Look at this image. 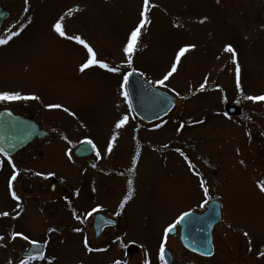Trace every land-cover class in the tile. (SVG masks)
Returning <instances> with one entry per match:
<instances>
[{
    "label": "rangeland",
    "instance_id": "rangeland-1",
    "mask_svg": "<svg viewBox=\"0 0 264 264\" xmlns=\"http://www.w3.org/2000/svg\"><path fill=\"white\" fill-rule=\"evenodd\" d=\"M142 2L28 0L25 4V0H0L12 13L0 37L8 39L12 31L19 32L0 44V90L40 97L0 101V108L8 106L23 113V106L30 105L52 117L43 124L51 131L48 139L33 142L12 156L20 170L13 186L21 196V208L9 194L11 166L0 154V161H4L0 167V211L9 212V216L0 217V264H19L23 259L20 252L29 247V241L22 237L13 239L12 231L23 232L30 240L47 241L46 256L29 264H113L115 260L144 264L145 259L161 264L158 252L163 228L181 212L204 208L199 207L203 199L195 188L194 175L210 167H217L219 175L229 169V184L241 193L226 190L223 204L231 226L216 227V254L196 259L197 263L264 264V257L258 255L264 252V197L257 187L264 161L260 159L262 151L252 155L255 148L263 146L262 140L256 144L254 139L234 134L240 128L236 123L239 119H231L217 107L225 99L244 111L251 130L264 128V101L245 98L264 93V0H150V5H156L150 7L151 23L141 30L133 63L128 65L122 63L126 59L122 49L130 30L139 22ZM69 9L73 10L71 15H67ZM61 16L65 17L67 34L80 35L93 46L98 58L110 66H120L121 73L136 69L145 80L176 96V105L168 116L136 130L141 121L131 109L129 97L120 94L121 73L98 66L81 73L79 64L85 59L86 49L54 31L52 25ZM188 43L196 47L181 57L178 71L165 86L156 85L154 81L170 68L179 47ZM226 44H232L237 52L240 89L236 87L232 55L224 50ZM201 83L206 90H200ZM49 103L61 104L69 112L48 109L45 105ZM123 114L129 116L128 122L115 129V120ZM160 123V128L155 127ZM114 131L119 135L112 152L107 153V142ZM85 137L91 138L101 152L93 163L78 160L73 154ZM136 138L144 143L139 161ZM170 146L175 148L174 154ZM69 151L71 159L66 155ZM204 156H208L205 165ZM135 162L139 171L134 177L126 171L124 176L111 178L115 166L125 165L127 169ZM188 162L194 167L189 168ZM49 171L55 175H35ZM52 178L55 190H51ZM129 180L134 186L133 196L119 214L118 228L107 229L95 238L92 216L85 219V213L99 204L100 208L107 206L108 215L117 216L118 201ZM110 181L121 191L107 190ZM77 189L79 195H75ZM73 212L81 220H76ZM49 228L56 230L49 232ZM75 228L82 231L75 232ZM85 237L90 247L104 250L88 252ZM117 237H122L126 246H121ZM166 245L174 253L173 264L192 259L174 236L168 234ZM223 246L251 249L249 254L244 248L238 254V249L231 253Z\"/></svg>",
    "mask_w": 264,
    "mask_h": 264
},
{
    "label": "snow or ice",
    "instance_id": "snow-or-ice-1",
    "mask_svg": "<svg viewBox=\"0 0 264 264\" xmlns=\"http://www.w3.org/2000/svg\"><path fill=\"white\" fill-rule=\"evenodd\" d=\"M28 3V0H25V4ZM156 5H150V0H143L142 2V7L141 10L139 12V22L130 30L128 37H127V42L124 44L123 46V54L125 56V60L122 63H126L128 65H131L133 63V53L136 51L140 36H141V30L146 28L147 25H149L151 23L150 19H149V11H150V7H155ZM28 9L26 8L25 11H27ZM72 9L68 10L67 15H71L72 14ZM64 16L59 17L55 23L52 25V28L54 29V31L60 36V37H64L68 40H74L76 41L78 44L82 45L85 49H86V54H85V59L83 60L82 63L79 64V71L81 73H84L86 70L91 69L94 66H98L101 69H105L110 73H121V67L120 66H110V64L104 60L103 58H98L97 52L94 50L93 46L88 43L85 39H83L80 35H68L67 32L65 31L64 25H63V21H64ZM204 19H207L206 17ZM201 23H203V20L201 21ZM22 27V26H21ZM19 35L18 31H12L11 34L9 35L8 39H11L13 36ZM8 39H4L2 37H0V44H6L8 42ZM196 45L195 44H184L182 46L179 47L178 51L175 53V59L174 61L171 63L170 68L165 71L162 75V77L160 79H157L154 81V83L156 85H161V86H165V82L169 80L170 77L173 76L174 73H176L178 71V64L180 62L181 57L188 52L190 49L195 48ZM224 50L228 53H230L232 55V59L233 62L235 63V74H236V87L237 89L241 88V84H240V73H241V68L238 62H236V58H237V52L235 50V48L233 47L232 44H226L224 46ZM133 71H136V69H133ZM122 75V81L120 84V88H121V92L120 94L125 97V99L128 98V91H127V85L129 83V76L131 75V73L129 72H123L121 73ZM206 79V78H205ZM152 83V82H150ZM200 90H203L205 87L204 83L200 84ZM174 91V89H173ZM248 100L251 101H264V93H261L259 95H250L245 97ZM40 97L38 95H36L35 93H27V94H22V92L17 91V90H0V101H4V102H11V101H20V100H39ZM46 108L48 109H60L63 108V110L65 112H69V109L66 107H63V105L61 104H55V103H49L45 105ZM70 115L75 116L74 112H70ZM129 120V116L127 114H123L121 115L118 119L115 120L114 122V127L115 129H121ZM202 122V121H197ZM183 124H181V128H183ZM155 127H160L159 124H157ZM179 130V129H178ZM119 133L114 131L111 133V137L107 142V147L105 149V151L107 153H111L114 147V142L117 140ZM65 139H67V137H65ZM84 144L90 145L92 150H95V154L97 157L101 156V152L100 150L97 148L96 144L93 142V140L89 137H85L84 141L82 142ZM8 147H14V145L9 144ZM177 151L179 152L180 149H177ZM238 151V150H237ZM0 154L3 155V157L6 158L7 163L11 166V175L9 176L8 180H7V187H8V191L9 194L11 196V198L14 201H17L16 207L17 208H21V205L19 203V201L21 200V196L17 194L16 190H14V186H13V182L17 180L18 175L20 174V170L17 168V165L13 162L12 156L9 154L8 151L5 150L4 147H0ZM66 155H68V158L71 159V152H67ZM181 155H183V153H181ZM185 159H187V157H185ZM4 161H0V167L3 166ZM240 163H243V161H241ZM93 168L96 167L95 164L92 165ZM194 165H192L191 163H189V168H193ZM35 175L38 176H54L55 172L49 171L47 173L44 172H37L35 173ZM197 176H199V173H196ZM129 185H131L132 181L129 180ZM207 182L205 180H203L202 178L200 179L199 182V186L201 189H203L204 195L207 196L208 194V187L206 186ZM257 187L259 188L261 193H264V181H258L257 182ZM93 191H95V188H93ZM75 195H79V189L76 190ZM67 199V198H66ZM131 199V189H129V194L125 195L124 198L121 200L120 204H119V208L123 209L125 203ZM208 203V200L205 199L203 200L199 207L203 208L205 207V205ZM101 207V205L97 204L95 207H92L90 210H88L85 215L84 218L87 219V217L92 216L93 213L97 212L99 210V208ZM119 214V213H117ZM191 214V210L189 211H184L181 212L172 223H169L166 227L163 228V234L161 237V241L159 244V260L161 262V264H169L168 260L166 259V254H165V247H166V243L168 240V234L173 231L177 225H179L186 217H188ZM16 217L20 216V212L17 211L15 213ZM73 215L75 217L76 220H81V216L77 215L75 212H73ZM9 216V212L7 211H0V217H7ZM56 229L54 228H49L48 231L49 232H53ZM73 231L75 232H81L82 229L81 228H75L73 229ZM244 236H248V233L245 232ZM11 237L14 239L16 237H22L25 241H29L30 245L32 246H36L39 244V241L35 240V239H29V236L24 235L23 232H17V231H12L11 232ZM0 239H3L2 236H0ZM117 239H119V237H117ZM45 244H47V241H44ZM84 247L88 252H93V251H103L104 249H93L92 247L89 246V242L87 237L84 238ZM195 250V249H194ZM205 255H210V252H205ZM259 256L264 257V252H259L258 253ZM44 256V251L43 249H36L35 254L32 255H28L26 258L24 259H20L19 260V264H29L30 260H36V259H40ZM9 264H12L11 261H9ZM113 264H121V261L119 260H115L113 261ZM144 264H150V261L148 259L144 260Z\"/></svg>",
    "mask_w": 264,
    "mask_h": 264
},
{
    "label": "water",
    "instance_id": "water-1",
    "mask_svg": "<svg viewBox=\"0 0 264 264\" xmlns=\"http://www.w3.org/2000/svg\"><path fill=\"white\" fill-rule=\"evenodd\" d=\"M9 16V11L0 5V30L4 20L9 18ZM127 91L134 112L147 121H153L168 114L176 103L173 95L151 86L136 71H132L129 76ZM231 110L234 111V108H231ZM46 134L36 122L15 114L10 109L0 110V147H4L9 154H14L35 137H43ZM9 144L14 145V147H8ZM93 151L90 145L82 143L77 146L75 153L78 156H85ZM96 218L100 227L97 233L99 234L107 219L103 214H97ZM219 219L220 208L216 202L209 204L208 211L203 214L191 211V214L179 224L182 228L181 240L183 244L202 254L210 252V255H212V229ZM175 232L176 229L170 233ZM200 243L204 245L200 246ZM38 248L43 249L45 253V247L39 243L36 246L31 245L30 249L22 254L24 256L34 255ZM165 254L170 264L172 256L169 251L165 252Z\"/></svg>",
    "mask_w": 264,
    "mask_h": 264
},
{
    "label": "flooded vegetation",
    "instance_id": "flooded-vegetation-1",
    "mask_svg": "<svg viewBox=\"0 0 264 264\" xmlns=\"http://www.w3.org/2000/svg\"><path fill=\"white\" fill-rule=\"evenodd\" d=\"M3 6V5H2ZM4 7V6H3ZM5 8V7H4ZM5 9H7V8H5ZM8 11H10L9 9H7ZM10 13H11V11H10ZM12 14V13H11ZM5 24V23H4ZM4 24H3V27H2V29H1V31H0V34H2L3 32H4V28H5V26H4ZM152 84V83H151ZM212 90H216L215 88H211ZM204 90H206V89H204ZM221 101H222V103H219L218 104V106L217 107H220V111L222 112V113H224V114H226L228 117H230L231 119H239V121L238 122H236L238 125L237 126H239L240 125V128H239V130L237 131V132H234V134H236V135H238V136H240V137H245V138H251V139H254V140H256L255 141V143L257 144V142H259L260 140H262V144H263V146L262 147H259V148H255L254 149V151H253V153H252V155L254 156L255 155V153L256 152H258V151H262V153H261V160L262 161H264V158H263V156H264V128L262 129V130H260V129H258L257 131H253V130H251V128L249 127L250 126V124H249V126L247 127V124H248V122L249 121H247V119L245 120L244 119V117H243V113H244V111H242V110H240V109H238V106H236V105H234V104H227L226 102V100L224 99V100H222L221 99ZM220 102V101H219ZM234 107V111H232L231 110V108H233ZM1 108H5V107H1ZM7 108H10V107H8L7 106ZM23 108H24V111H23V113H20V112H17V111H15L14 109H12V108H10V109H12L15 113H17V114H20V115H22V116H24V117H27V118H29V119H32V120H34V121H36L37 123H39L40 124V126L42 127V128H44V129H46V130H48L45 126H43V124H44V122H48V120H50L52 117H46V116H44L41 112H39L36 108H34V107H30V105H25V106H23ZM245 114V113H244ZM168 115H166V116H164V117H162V118H166ZM136 117H138V116H136ZM238 117V118H237ZM50 118V119H49ZM139 118V120L141 121L140 123H137V126H136V130H137V128L139 127V126H142V125H146V124H149V122H155V123H157V122H159V119H157V120H155V121H146V120H144V119H141L140 117H138ZM162 118H160V119H162ZM154 124V123H153ZM162 124L163 123H160L159 125H160V127L162 126ZM246 124V125H245ZM165 126V125H164ZM160 127H158V128H160ZM184 128H185V126H184ZM49 131V135H47V136H45V137H43V138H35L33 141H31L28 145H30V144H32L33 142H36V141H39V140H46V139H48L50 136H51V131L50 130H48ZM248 136V137H247ZM186 138H188V137H186ZM190 139V138H189ZM84 141V140H83ZM82 142V141H81ZM135 143H136V145H137V148H138V152H137V161H139V155H140V153H141V145L142 144H144L143 142H141V140L140 139H138V138H136V140H135ZM27 145V146H28ZM26 146V147H27ZM171 147V146H170ZM25 148V147H24ZM173 150H172V153L174 154V150H175V148H173V147H171ZM257 149V150H256ZM170 151V150H169ZM241 153H242V151H241ZM74 154V153H73ZM2 155V154H1ZM13 156V155H12ZM74 156L76 157V159H78V160H85V161H87V162H91V163H93V162H95V160L97 159V156H96V154H95V152L94 153H92L91 155H89V156H86V157H78V156H76L75 154H74ZM2 157H3V155H2ZM93 158H95V159H93ZM207 158H208V156H204V165H205V161L207 160ZM252 160H255L254 159V157L252 158ZM189 163V162H188ZM123 166H125V165H119V166H115L114 167V169L112 170L113 171V175H111V178H114V175H120V176H124V173L127 171L128 173H130V176H135V171H136V174H137V172L139 171V168H138V163H134V164H131L130 165V167L129 168H127V169H124L123 168ZM250 166V165H249ZM252 167V166H251ZM138 168V169H137ZM136 169V170H135ZM253 169V175H257V173H256V170H255V168H252ZM138 170V171H137ZM190 170V169H189ZM199 171H201L199 174V176H197L196 175V173H195V178H196V181H197V186L195 187L198 191H200V195H202V199L203 200H205V199H207L208 200V203L205 205V207L202 209V210H200V211H196L197 213H199V214H203V213H205L206 211H208V206H209V204H211V203H213V202H216V203H218V205H219V208H220V219H219V221H217L216 223H215V225L213 226V229H212V244H213V253H212V255H209V256H207V255H204V254H202V253H200V252H198V251H194V250H192L191 248H189L188 246H185V245H183V243H182V241H181V239H180V231H181V228L179 227V230L178 229H176V232L175 233H173L172 235L169 233V235H171L172 237L174 236L177 240H179V241H181V243H182V247L185 249V252L187 253V254H189V255H191L192 256V259H188L187 261H185V263L184 264H198L197 263V261H196V259H207V258H212L215 254H216V250H217V246H216V244H215V229H216V227L218 226V225H224V224H228L229 226H231V224L228 222V219H227V217H226V213H225V208H224V204H223V202H224V199L226 198V190H229V188H232V189H234V190H237L238 192H240L241 193V190H239L237 187H234V186H232V185H230L229 184V179H230V177H231V172H230V170L229 169H225L224 170V172L221 174V175H219V169L217 168V167H210V168H208V170H207V172H206V170L204 171V170H202V169H200ZM116 172H118V173H116ZM119 172H122V174H120ZM140 173H141V169H140ZM203 179V180H205L206 182H207V187H208V189H209V191H208V194H207V196H205L204 195V192H203V189H201L200 188V186H199V182H200V179ZM256 178H257V176H256ZM52 180H53V184L55 183L56 184V182H55V180L52 178ZM258 181H264V173L259 177V178H257V182ZM110 183V185L109 186H107L108 188H107V190H109L110 188H111V192H112V189H114L115 191H117V189L119 190V192L121 191V189L120 188H118L117 187V185H115V188L112 186V185H114L113 184V182H109ZM56 186V185H55ZM51 187V190H55V188L56 187ZM113 187V188H112ZM136 188V187H135ZM129 189H131V198H132V196H133V190H134V186L133 187H131V185H129V184H125V187H124V192H125V194L119 199V204H120V202H121V200L124 198V196L125 195H128L129 194ZM194 190V191H197V190ZM110 191V190H109ZM111 192H110V194H111ZM118 192V191H117ZM246 194L248 195V196H250V191H249V189H246ZM261 193V192H260ZM262 194V197H264V193H261ZM129 201H131V199L130 200H128L127 202H129ZM127 202L125 203V205L124 206H126V204H127ZM119 204H118V208H117V213H121L122 211H123V209L121 210V208H119ZM102 209H103V211H102ZM107 210V206H105V208H99V210L97 211V212H95V213H93L92 214V219H93V221H92V223H91V226H92V228H93V234H94V237L95 238H99V237H101L102 236V234L107 230V229H111V228H118V226H119V220L118 219H120V215L119 214H117V216H110V215H108V213L106 212V210ZM108 211V210H107ZM191 211H193V210H191ZM98 212H102V213H104L109 219H108V223H107V225L103 228V230H102V233H101V235L100 236H96L95 235V232H96V230H95V223H94V217H95V215H96V213H98ZM234 228V227H233ZM237 228V227H236ZM178 230V231H177ZM95 231V232H94ZM178 233H179V236H178ZM117 241H119V243L121 244V246H126V243L123 241V239H122V237H119V239H117ZM168 241V240H167ZM115 242H116V240H115ZM132 246V244H127V246ZM204 244H202V243H200V246H203ZM89 246H92V245H89ZM224 248H226L227 250H229V252H231V253H233V252H238V250H239V252H238V254L241 252L240 250H242L243 248H244V252L246 253V254H249L250 253V249H251V246H223ZM235 248V249H234ZM238 249V250H237ZM167 250H170V252L172 253V256H173V263H174V253H173V251H172V249L170 248V246H167L166 245V247H165V251H167ZM241 254V253H240ZM242 255H244V254H242ZM172 263V264H173Z\"/></svg>",
    "mask_w": 264,
    "mask_h": 264
}]
</instances>
